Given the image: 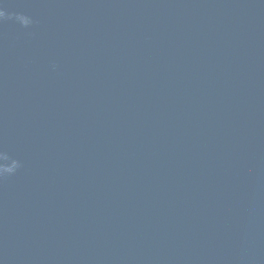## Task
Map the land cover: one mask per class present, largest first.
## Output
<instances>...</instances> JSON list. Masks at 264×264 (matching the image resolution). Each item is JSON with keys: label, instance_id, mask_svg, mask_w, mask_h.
<instances>
[{"label": "water", "instance_id": "obj_1", "mask_svg": "<svg viewBox=\"0 0 264 264\" xmlns=\"http://www.w3.org/2000/svg\"><path fill=\"white\" fill-rule=\"evenodd\" d=\"M0 264H264V0H0Z\"/></svg>", "mask_w": 264, "mask_h": 264}, {"label": "clouds", "instance_id": "obj_2", "mask_svg": "<svg viewBox=\"0 0 264 264\" xmlns=\"http://www.w3.org/2000/svg\"><path fill=\"white\" fill-rule=\"evenodd\" d=\"M8 171H12L11 169H9Z\"/></svg>", "mask_w": 264, "mask_h": 264}]
</instances>
